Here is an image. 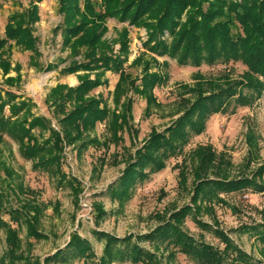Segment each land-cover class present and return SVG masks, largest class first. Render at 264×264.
Returning a JSON list of instances; mask_svg holds the SVG:
<instances>
[{"label":"trees","instance_id":"1","mask_svg":"<svg viewBox=\"0 0 264 264\" xmlns=\"http://www.w3.org/2000/svg\"><path fill=\"white\" fill-rule=\"evenodd\" d=\"M42 1L29 0L26 8L11 13L0 37V72L3 77L15 73V77L3 80L6 89L0 90L7 98V102L0 105V139L1 136L8 137L17 145L21 158L31 162L33 170L47 173L59 188L69 189L76 205L80 184L61 169L64 148L73 147L75 154L80 156L89 147L118 145L131 120L133 101L128 93L145 101L144 116L149 117L152 107H160L153 90L167 81L165 74L150 73L146 63L139 87L135 86L137 78L133 80L124 72L128 57L126 31L118 36L119 51L113 54L111 45L103 39L107 19L143 27L147 33L146 50L156 57L168 56L180 66L240 61L246 67L240 80L224 78L215 82H196L191 88L183 86L189 99L179 98L180 116L163 131L152 130L133 154L125 150L124 170L107 191L111 201L121 206L137 183L165 169L170 159L182 153L191 137L200 136L209 118L233 113L239 107H249L264 93V0H243L240 4L228 0H100L99 8L93 0H57V12L62 22L55 31L60 33L62 49H68L72 59L59 73L75 75L78 84L74 87L57 84L44 99L48 111L57 115L58 130L55 131L50 119L31 112L36 107L31 100L26 102L17 89L11 90L21 82V68L10 60L13 46L31 54L30 67L44 72L57 70L56 65L43 66L37 60L40 54L34 27L40 20L38 4ZM187 9L186 20L181 23L180 17ZM232 22L241 34H232ZM164 32L170 37L168 43L160 38ZM76 57L81 61H75ZM138 62H132L130 66ZM106 72L119 77L113 92V109L93 95L95 89L107 84L103 78ZM18 98L20 100L15 102ZM5 106H8V116L3 114ZM98 123L107 126L109 138L103 143L91 137ZM33 130L39 131V138L33 136ZM44 133L48 136L41 137ZM247 145V158L236 176L232 174L233 166L226 155L217 154L211 145L197 146L189 154V167L182 160L178 173V186L188 193L189 204L160 216L156 214L158 224L148 233L116 238L94 232V236L104 242L99 259L87 240L73 234L63 249L47 256L43 263L74 264L77 260L83 264H174L175 256L180 254L191 264H264V223L239 227L241 233L253 234L262 247V260H254L220 229L215 217L217 206L236 212L235 207L227 205L221 198L222 195L247 190L264 194V163L250 170L251 164L259 159L254 136L247 137ZM189 177L190 189L187 187ZM96 212L99 219L105 216L100 206ZM39 213V209L30 203L7 211L0 205V230L5 232L7 255L12 264L17 261L40 264L38 260L17 255L20 241L10 226L11 223L18 225L23 218L26 236L38 240L43 237L37 231ZM203 214L211 217V225L200 220ZM2 215H7L8 221ZM188 217L197 228L210 232L222 249L190 235L184 227Z\"/></svg>","mask_w":264,"mask_h":264},{"label":"rangeland","instance_id":"2","mask_svg":"<svg viewBox=\"0 0 264 264\" xmlns=\"http://www.w3.org/2000/svg\"><path fill=\"white\" fill-rule=\"evenodd\" d=\"M29 0H0V37L7 17L27 7ZM240 4L243 0H228ZM249 1V0H247ZM99 8L100 0H93ZM39 22L34 27V36L40 54L38 62L43 66L52 64L57 66L56 71H38L29 66V52H21L18 48L10 50V60L13 65H19L20 85L11 90L22 94V100L33 102L36 107L31 112L51 120V127L58 130L56 117L48 111L43 104L49 90L57 84L74 87L78 84L75 75L63 76L59 70L71 62L69 50L62 49L61 37L55 28L62 22V17L57 12V0H43L38 4ZM188 9L180 17L184 23ZM107 32L103 39L108 42L113 54L119 51L118 36L124 30L127 34L128 57L124 65V72L134 80L139 87L141 72L148 63L149 72L165 74L167 81L153 90L156 103L160 107H152L149 117L144 116L145 101L130 92L128 97L133 101L129 128L122 133V141L118 145L110 144L105 147H89L80 156L75 154L73 147L64 148L61 169L69 178L75 179L80 184V193L77 205L67 188H59L56 181L43 171L32 169L31 162L24 160L18 153L17 145L6 136L0 139V205L3 211L17 210L25 203L34 204L40 211L38 216L37 231L43 237L37 239L26 236L24 219L20 218L18 225L10 224L17 232L20 241V251L17 255L28 257L33 261L43 260L53 255L58 249H63L73 234L87 240L94 251L96 259L101 258L104 242L94 236V232L105 233L116 238L128 235L136 236L148 233L154 229L158 222L155 215L172 212L189 204L188 193L183 192L178 186V173L181 161L189 167V154L199 145H211L217 154L223 153L232 164V174L236 176L248 155L247 137L254 136L258 148L259 159L251 164L250 170L264 163V93L249 107L237 108L233 113L216 114L209 118L205 131L200 136H193L180 155L170 159L165 169L150 175L141 183H137L131 190L130 197L123 206L111 201L107 191L109 186L116 183L125 166L127 151L131 154L141 147L152 130L163 131L179 115V98L189 99L184 93L183 86L192 87L197 82H215L228 78L240 80L246 72V67L239 61H221L213 65L202 64L199 67L190 65L180 66L168 56L156 57L144 47L147 33L143 27H135L127 22L121 23L115 19L105 22ZM233 35L241 34L237 25L232 22ZM165 42H170L169 35L164 32L160 37ZM75 61H81L76 57ZM138 60L139 64L131 67V63ZM165 64L167 67H164ZM15 77L10 73L6 77L0 72V90L6 89L3 80ZM107 84L93 91L94 96H99L113 109V92L118 82V74L106 72L103 77ZM0 105L7 102L4 93L0 92ZM18 98L15 102H18ZM31 100V101H30ZM122 102V99H121ZM3 114L8 116V106L3 109ZM53 114V115H52ZM33 136L39 138V131L33 130ZM44 133L41 137H47ZM91 137L103 143L109 138L105 123L95 126ZM189 177L187 187L190 189ZM227 205L236 208V212L221 206L215 207V217L220 229L228 234L231 240L244 252L251 255L254 260H262V247L251 233H241L239 227L254 226L264 223V194L252 193L250 190L222 195ZM100 206L105 216L101 219L96 212ZM32 216L31 214L29 215ZM8 221L7 215H2ZM200 220L212 224L211 217L203 214ZM184 227L196 240L204 241L216 248L222 245L208 231L197 228L188 217ZM5 232L0 230V264H12L8 259L5 242ZM74 264H83L82 261H73ZM13 264H24L21 261ZM87 264H94L88 262ZM129 264V263H112ZM174 264H191L184 256L177 254Z\"/></svg>","mask_w":264,"mask_h":264}]
</instances>
